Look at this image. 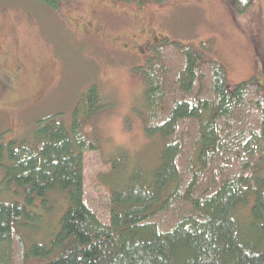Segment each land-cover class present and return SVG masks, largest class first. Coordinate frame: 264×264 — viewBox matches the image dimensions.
I'll list each match as a JSON object with an SVG mask.
<instances>
[{
	"label": "trees",
	"instance_id": "obj_1",
	"mask_svg": "<svg viewBox=\"0 0 264 264\" xmlns=\"http://www.w3.org/2000/svg\"><path fill=\"white\" fill-rule=\"evenodd\" d=\"M26 1L57 11L64 0ZM114 1L143 9L172 0ZM225 1L239 15L253 5ZM152 53L136 71L145 84L138 116L146 137L162 140L157 166L130 172L127 161L110 160V223L98 219L85 156L99 151L88 128L110 104L92 85L71 127L48 117L31 137L0 146V264H264L263 85L230 89L222 64L165 38ZM57 194L67 201L59 231L51 244L29 248L19 231L39 220L38 201L46 207ZM248 206L242 224L238 211Z\"/></svg>",
	"mask_w": 264,
	"mask_h": 264
},
{
	"label": "rangeland",
	"instance_id": "obj_2",
	"mask_svg": "<svg viewBox=\"0 0 264 264\" xmlns=\"http://www.w3.org/2000/svg\"><path fill=\"white\" fill-rule=\"evenodd\" d=\"M164 38L222 64L230 89L252 80L264 87V0H253L242 15L225 0H172L143 9L114 0H64L57 11L0 0V146L31 137L48 117L71 127L83 93L97 86L110 109L88 128L99 151L85 156L86 191L93 212L109 224L103 181L109 161H127L130 172L159 162L162 140L148 139L138 116L145 84L136 69ZM3 178L0 166V183ZM66 206L60 194L46 207L38 201L32 212L39 220L26 221L19 231L29 248L51 244ZM250 208L238 211L242 224Z\"/></svg>",
	"mask_w": 264,
	"mask_h": 264
},
{
	"label": "flooded vegetation",
	"instance_id": "obj_3",
	"mask_svg": "<svg viewBox=\"0 0 264 264\" xmlns=\"http://www.w3.org/2000/svg\"><path fill=\"white\" fill-rule=\"evenodd\" d=\"M156 42L159 43V41H157V40H156ZM154 46H155V44H152V45H151V47H154ZM147 49H148V48H147ZM149 51H151V50H149Z\"/></svg>",
	"mask_w": 264,
	"mask_h": 264
}]
</instances>
